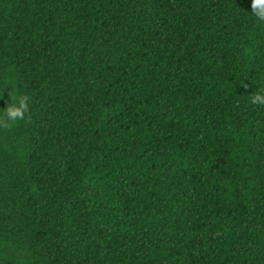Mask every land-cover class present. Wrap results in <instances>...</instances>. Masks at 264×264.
<instances>
[{
    "label": "trees",
    "instance_id": "1",
    "mask_svg": "<svg viewBox=\"0 0 264 264\" xmlns=\"http://www.w3.org/2000/svg\"><path fill=\"white\" fill-rule=\"evenodd\" d=\"M251 10L0 0V264H264Z\"/></svg>",
    "mask_w": 264,
    "mask_h": 264
},
{
    "label": "clouds",
    "instance_id": "2",
    "mask_svg": "<svg viewBox=\"0 0 264 264\" xmlns=\"http://www.w3.org/2000/svg\"><path fill=\"white\" fill-rule=\"evenodd\" d=\"M251 12L261 21H264V0H251ZM252 103L264 105V90H260L251 97ZM29 109V97L21 96L14 103H8L3 108L4 115H0V125L9 126L12 122L22 119Z\"/></svg>",
    "mask_w": 264,
    "mask_h": 264
}]
</instances>
